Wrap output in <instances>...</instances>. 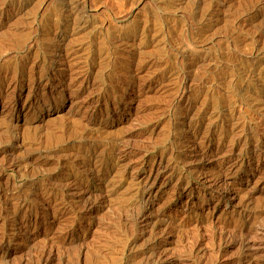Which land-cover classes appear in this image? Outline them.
<instances>
[{"label":"rangeland","instance_id":"374dc122","mask_svg":"<svg viewBox=\"0 0 264 264\" xmlns=\"http://www.w3.org/2000/svg\"><path fill=\"white\" fill-rule=\"evenodd\" d=\"M0 264H264V0H0Z\"/></svg>","mask_w":264,"mask_h":264},{"label":"bare ground","instance_id":"6f19581e","mask_svg":"<svg viewBox=\"0 0 264 264\" xmlns=\"http://www.w3.org/2000/svg\"><path fill=\"white\" fill-rule=\"evenodd\" d=\"M72 4H73V3H72ZM76 5L78 6V4H76ZM76 5H75V6H76Z\"/></svg>","mask_w":264,"mask_h":264}]
</instances>
